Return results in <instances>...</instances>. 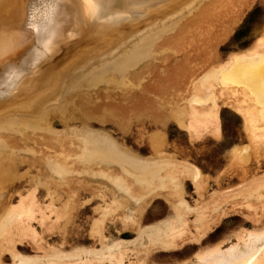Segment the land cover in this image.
I'll return each instance as SVG.
<instances>
[{
    "label": "bare ground",
    "instance_id": "bare-ground-1",
    "mask_svg": "<svg viewBox=\"0 0 264 264\" xmlns=\"http://www.w3.org/2000/svg\"><path fill=\"white\" fill-rule=\"evenodd\" d=\"M193 1L189 0L188 2L192 3ZM181 2L183 0H4L2 3L7 8L5 7L6 11H3L5 13L1 12L2 15H0L3 18V25L0 26V113L7 109L10 111L11 106L20 108L24 105V108L25 106L31 108L33 105L36 106L35 104H42L41 101L38 103L36 99L34 101L36 103H32L37 96L36 94H40L34 92L37 83L47 84L50 82L51 74L56 70L54 66L59 65L57 62L61 61L62 58L64 60L71 51L72 56L75 55L73 51L78 53L77 49L74 50L73 48L80 47L79 44L82 45L91 37H98L97 39H99L103 34L114 28L117 29L122 22L141 23L143 20L154 19V16L158 15L159 12L164 14V11L171 7L188 3ZM4 7L1 4L2 10ZM180 12L182 13V10ZM127 25L126 23L125 26ZM122 26L124 27L123 24ZM136 27L135 30L139 29ZM119 29L121 28L119 27ZM158 29L160 30V28ZM262 30L263 32L247 49L233 53L225 61L209 67L203 75L192 83L193 88L189 101L183 104L179 103V107H174L171 111L174 117L181 121L182 126L186 127L191 137L198 134H208L214 138L220 137L221 128L217 102L219 97L215 91L219 89L218 95H222L225 90L228 91L232 99L225 101V103H229L230 108L241 113L244 132L247 140H249V144L230 149L231 162L235 161L241 165V183H236L235 187L232 186L233 188L225 187L220 191L214 190L206 195L205 192L203 193L206 177L197 165L187 160H177L174 159L175 157L172 158L173 156L164 155L157 156L158 159L152 162L149 157H141L128 151L106 132L104 134L100 131L98 135H95L90 129L83 126V130L80 129L81 134L78 133L79 131L77 133L74 131L77 136H75V142L77 140L76 143H79L76 146L75 157L73 158L72 153L70 154L68 151V154H65L66 158L63 159L61 156L62 158L59 160L58 158L53 159V164L57 166L53 170L64 183L68 182L67 172H65V169L68 170L65 168L66 159L72 157L73 160L76 159V161H81L84 164L89 162L98 164L100 162V168L96 172L102 174L101 179L107 183L111 194L109 199L103 198L102 204L98 205L96 210L94 209L101 215L92 221L90 227L89 234L94 239L92 244L71 246L69 249L61 247L62 243H60L61 246L43 245L36 229L30 222L38 221L45 230H51L50 227L60 224L58 221L70 216L72 203H69L68 198L67 202L58 206L50 200L43 210L38 207L34 193L29 191L26 195H21L15 204H9L0 209V254L4 251L8 254L9 264H163L153 261V256L183 253L185 246L191 245L193 249L189 255L168 258L169 261H165L164 264H264V171L257 175L254 173L252 177H245L248 173L245 171V163L249 162L250 155L253 157L257 156L254 154L264 152V28ZM154 31L157 34H154ZM116 32L118 33V29ZM152 32L155 36H161V32L157 29H153ZM152 32L147 37H144L145 34L143 33V40L140 42L143 45H148V49L153 41H156ZM177 35L176 30H173L171 36L167 38V45L169 46L167 48L174 46L178 39ZM104 41L103 39L102 42ZM88 46L90 48V45ZM139 48H132L128 52L130 60L127 59V62L129 63L119 66L123 68L117 71L118 74L122 73L120 70L128 71L127 67H132L134 64L136 67L139 64L137 59L148 55L142 54L140 56L142 52L148 53L147 51L150 50H147L146 47ZM55 63L57 64L55 65ZM118 63H113L114 68L115 64ZM124 69L126 70L124 71ZM51 71L52 73H50ZM123 74L122 76L125 77ZM88 78L85 79L89 82ZM120 79L119 82L124 83L125 78L121 77ZM91 80L89 86L86 87H91ZM95 80L98 79H93V83ZM102 80L104 81V79ZM109 80L112 79L109 78ZM54 82L50 83L53 85ZM99 82L100 80L97 83ZM119 82L117 86H119ZM131 83L129 85L133 86L134 83ZM123 86L125 87L124 84ZM37 97L41 100L40 96ZM180 99L182 100L183 97ZM32 110L29 111L32 112ZM36 116L38 117V115ZM184 116L187 118L185 119ZM19 118L21 119V117ZM18 120L12 118L7 120V123L0 124H19L21 120ZM28 120L26 118L22 121ZM26 123H23L25 127L31 125V123L30 125ZM32 125L30 127L35 129L36 127ZM0 130L3 129L0 128ZM149 139L154 148L160 147L163 143V139L161 140L158 136H151ZM1 140L4 139L1 138ZM1 140L0 147L3 145ZM157 153L159 154L158 151ZM2 163L0 161V192L5 187L3 183L8 177H12L9 174L12 172V167L10 165L4 166ZM116 164L119 165V173L111 175L108 169ZM102 165L106 167L108 172L103 169ZM87 171L88 169L85 167L82 174ZM87 173L89 174V171ZM183 177L191 182L194 192L197 193V200L193 204L184 197L183 180L185 178L182 180ZM153 195L161 196L166 202L167 208H165L166 211L162 212V207L158 206V211L153 217H162L144 224L143 220L146 216L142 214L144 209L141 204L151 200ZM54 198L56 197L54 196ZM228 203L239 207L236 210L242 214L241 224L239 223L234 229L228 230L221 238L202 245L203 241L209 237L206 234L209 232L212 222L218 219L220 214L227 213V209L225 210L223 207ZM35 207H38V213L40 211L38 218L35 215V211H37ZM106 219L116 220L120 226L119 230H126L122 234L132 232L133 236L127 239L107 236L105 233ZM46 221H50L48 225L45 224ZM23 238L30 239L32 247L39 251V254L19 251L16 241H23ZM95 243L97 246L94 245ZM0 264H3L1 258Z\"/></svg>",
    "mask_w": 264,
    "mask_h": 264
},
{
    "label": "rangeland",
    "instance_id": "rangeland-1",
    "mask_svg": "<svg viewBox=\"0 0 264 264\" xmlns=\"http://www.w3.org/2000/svg\"><path fill=\"white\" fill-rule=\"evenodd\" d=\"M188 1L183 0L181 3ZM2 2L4 0H0V7L1 4L4 7ZM199 2L200 0H194L192 3H186L188 5L180 3L182 6L171 7L172 9L164 11V14L159 12L158 15L154 16V19L143 20L141 23L122 22L119 27L122 29V24L124 27L122 30L117 27L118 33L116 32L117 29L114 28L100 36L99 39H97L98 37H91L86 42H82L84 46L79 44L80 47L73 48L74 50L77 49L78 53L73 51L75 55L72 56L71 51L64 60L62 58L61 64V61H56L59 65L57 66V63H55L56 70L53 68L54 73H52L53 70L50 72L52 78L49 79L51 83L56 80L55 85L50 82L47 84L37 83L43 86L37 85L33 90L40 93L36 95L40 96L41 100L36 96L32 103L35 104L34 101L37 100L38 103L41 101L42 104L28 107L30 109L26 106L24 108V105L20 108L11 106L10 111L8 109L4 110L6 108L2 109L4 112L0 113V123H7L12 118L14 120L19 119L21 122L13 125L4 124L6 126L0 124V128L3 129L0 130V140L1 138L4 139L1 140L3 145L0 147V161L3 162L4 166L10 165L12 167V172H9L12 177L5 178L7 179L3 183L5 187L0 192V209L7 207L9 204H15L21 195H26L29 191L34 193L38 207L43 210L50 200L58 206H62L68 198L69 203H72L70 216L64 218L63 222L58 221L61 225L56 224L50 227L51 230H45L38 221L30 222L36 229L43 245L61 246L63 244L61 247H65L64 249L76 245H91L94 239L89 234L90 227L92 221L101 215L100 212L95 210L98 205L102 204L103 198H110V188L101 179L102 174L96 172L100 168V162L98 164L96 162L84 164L81 161V163L76 161V159L73 160L77 151L76 146L79 144L76 143L77 140L75 142V133L79 131L78 133L81 134L80 131L84 127L90 129L93 132L92 134L95 135H98L100 131L104 134L106 132L128 151L141 157H149L152 162L158 159L157 156L164 155L173 156L172 158L175 157L174 159L177 160H187L197 165L206 177L205 189H203V193L205 192L206 195L214 190L220 191L225 187H235L236 183L242 182L240 180L242 175L241 165L235 161L231 162L230 149L245 145L249 140H247L248 138L244 132L241 113L230 108L229 103H225V101L232 99L228 91L225 90L222 95H218L219 89L215 91L219 97L217 102L221 128L220 137L214 138L208 134H198L191 137L186 127L182 126L181 121L175 118L171 111L174 107H179V103L183 104L189 101L192 94V83L203 75L209 67L225 61L233 53L244 51L263 32L264 0H201ZM194 5H196L194 8L197 9L192 8ZM183 6L188 7L184 8ZM179 7L182 8V13H179L181 11ZM4 8L3 10L0 8V15L5 13L3 11H6L7 7ZM165 17H168V19ZM2 19V16H0V26L3 25ZM126 23L127 26H125ZM141 25L143 27H140ZM135 27L139 29L135 30ZM171 27L173 28L171 29ZM153 29L161 32V36L157 35L158 39L154 35L157 34L155 31L153 34ZM173 30L178 33V39L172 48H167L169 47L167 38L171 36ZM151 32L156 37V41L154 40L151 44L152 47L150 46L148 49V45H143L140 42H142L144 34V37H147ZM107 38H109V41L106 40ZM103 39L104 42H102ZM88 45H90V48ZM144 46L150 51H147L148 53L144 51L140 56L142 54L148 55L139 57L137 59L139 64L136 67L134 64L133 68L127 67L128 71H125L126 69H124L125 72L120 70L122 73L119 71L121 74H118L117 71L123 68L119 66L129 63L127 62V59L130 58L128 52L132 48L140 47L139 49H142L145 48ZM78 48L80 49L78 50ZM160 50L164 52L162 53ZM113 63H118L115 64V68ZM98 67L100 68L98 69ZM104 69H110L111 72ZM97 72L103 73L100 74L101 76L99 75L100 79ZM84 77H89V82L92 79L91 87H86L89 86V82ZM121 77L125 78L124 83L119 82ZM109 78L112 80H109ZM93 79L98 80L93 83ZM99 80L100 82L97 83ZM108 81L113 83H108ZM115 81H117V84ZM118 82L119 86H117ZM128 82L134 83L133 86L129 85ZM120 91L122 92L120 93ZM181 97H183L182 100ZM43 99L45 101H42ZM29 110H32V112ZM23 118L25 120L26 118L29 119L26 121L27 123L22 121ZM184 118L186 119L187 116H184ZM23 123L28 125L36 123V126H32L39 127L34 129L30 125L29 128L28 126L25 127ZM151 136H158L161 140L163 139L162 145L157 148L152 147L149 139ZM70 142L74 143L71 144ZM13 149L14 151H12ZM21 149L23 150L21 151ZM68 151L70 154L72 153L73 158L66 159L67 165L65 164V168H68V170L65 169V172H67L68 182L63 183L61 177L54 173L55 170L53 169L57 166L53 162L56 158L58 160L62 157L63 159L66 158L65 154H68ZM254 155L257 156L251 157L252 155H250L249 162L245 163V171L248 172L245 177H252L264 171V152ZM85 167H87L89 174L88 171L82 174ZM102 167L106 172L109 170L111 175L119 173L118 164L110 166L108 170L105 166L102 165ZM95 174L97 175L94 176ZM183 182L184 197L189 203L193 204L197 200V193L194 192L189 180L185 178ZM155 196L148 202L141 204L144 209L142 214L146 216L143 220L144 224L162 217H153L158 211V206L162 207V212L166 211L165 208L167 207L164 199L159 195ZM38 207H35L37 218L40 213V211L38 213ZM223 208L227 209V213L218 214V219L212 222L211 228L206 234L209 237L203 241L202 245L221 238L228 230L234 229L239 223L241 224L242 214L236 210L239 208L237 205L232 206L228 203ZM189 217L192 219L191 216ZM49 222L46 221L45 224L48 225ZM116 222V220L106 219L105 233L107 236L124 239L133 236L132 232L122 234L126 230H119L120 226ZM16 243L18 244V250L23 253L37 254L39 252L32 247L31 240L28 238H23V241H16ZM96 244L94 245L97 246ZM192 249L191 245H186L183 253L154 255L153 261L164 264L170 258L189 255ZM0 255L3 264L10 263L8 254L5 251Z\"/></svg>",
    "mask_w": 264,
    "mask_h": 264
}]
</instances>
